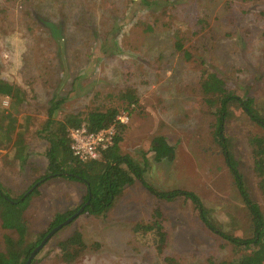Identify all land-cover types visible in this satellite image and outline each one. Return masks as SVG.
Masks as SVG:
<instances>
[{
    "label": "rangeland",
    "instance_id": "1",
    "mask_svg": "<svg viewBox=\"0 0 264 264\" xmlns=\"http://www.w3.org/2000/svg\"><path fill=\"white\" fill-rule=\"evenodd\" d=\"M176 32L188 59L174 47ZM214 72L237 94L253 96L264 116V0H170L155 10H141L138 0H0V76L26 91L16 116L28 126L24 163L0 144L1 187L17 198L45 173L47 142L37 132L53 99L61 100L57 119L116 108L129 113L120 152L145 166L151 186L195 192L215 226L249 235L250 216L212 135L215 108L201 92ZM127 90L136 102L121 98ZM228 106L238 112L234 102ZM10 107L0 96V110ZM247 130L229 124V147L264 212L255 170L261 161L251 156ZM157 135L174 148L171 160H155ZM85 192L82 182L60 175L40 181L14 229L4 228L0 217V236L32 244L56 213L80 205ZM155 209L166 232L163 254L154 249L151 232L132 229L150 223ZM76 230L87 248L72 262L61 261L57 243ZM242 253L204 225L190 200L158 199L135 180L109 210L82 211L61 227L33 264H166L165 255L179 264H223Z\"/></svg>",
    "mask_w": 264,
    "mask_h": 264
},
{
    "label": "trees",
    "instance_id": "2",
    "mask_svg": "<svg viewBox=\"0 0 264 264\" xmlns=\"http://www.w3.org/2000/svg\"><path fill=\"white\" fill-rule=\"evenodd\" d=\"M169 2L170 0H138L141 10L160 9ZM147 29H152V26H147ZM174 47L182 51L185 58H190V53L183 48L178 32L175 33ZM201 92L204 94L203 99L207 107L215 108L212 112L214 116L212 135L214 141L220 146L238 195L250 216L249 235H233L215 226L208 217V210L195 192L183 189L158 191L151 186L144 178L145 166L135 162L130 155L120 152L119 143L122 140L121 131L124 125L118 126L114 144L103 150L97 159L86 162L76 160L71 154L68 129L84 123L89 129L98 130L113 122L119 110L109 108L105 111H90L85 117L70 113L62 119H57L55 113L61 100L53 99L47 109V118L37 132L47 142L44 151L47 160L46 171L32 185L58 175L78 180L86 187L83 202L73 210L56 213L49 223L48 230L42 233L32 244H24V238L20 236L14 238L8 233L0 236V264H25L31 250L43 236L52 227L75 212L84 202L89 200L83 211L96 215L102 214L103 211L111 208L122 193L124 186L132 184L135 180L141 182L158 199L170 201L183 197L190 200L198 211L200 220L211 232L225 239L234 249L243 250L240 256L230 261H224L223 264H264V212L248 191L238 162L229 147V139H234L229 136L227 131V126L232 123L244 125L248 129L247 138L251 156L253 159L261 161L260 165L255 166V170L260 177L261 186L264 188V116L260 115L253 107L255 103L253 96L239 95L234 90L229 89L222 76L215 72L201 84ZM0 96L8 97L10 106L14 107L13 110L11 107L0 110V144L13 150V157L24 163L28 156L26 140L28 126L20 123L16 114L26 100V91L18 84L10 83L0 76ZM121 98L127 99L129 102H136L137 100L130 90L122 93ZM230 102L235 103L237 113L228 106ZM151 150L154 152L156 161L164 158L171 160L174 155V148L168 144L162 135L153 137ZM144 162L146 164V158H144ZM122 164L126 167L121 166ZM37 187L38 185L29 193L26 191L19 197L13 198L0 185V217L4 228L14 229L18 223L17 218L24 211L28 198L36 192ZM132 229L135 232H151L154 249L158 254H163L166 245V232L158 209L154 210L153 220L150 223H136ZM86 248L87 244L84 242L81 232L76 230L58 241L57 255L61 261L72 262ZM34 257L30 264L34 263ZM163 261L166 264H179L175 257L168 255L163 256Z\"/></svg>",
    "mask_w": 264,
    "mask_h": 264
},
{
    "label": "built area",
    "instance_id": "3",
    "mask_svg": "<svg viewBox=\"0 0 264 264\" xmlns=\"http://www.w3.org/2000/svg\"><path fill=\"white\" fill-rule=\"evenodd\" d=\"M129 121L128 111H119L109 125L98 130H91L82 123L68 129L72 156L79 162L97 159L103 150L114 144L118 126Z\"/></svg>",
    "mask_w": 264,
    "mask_h": 264
},
{
    "label": "water",
    "instance_id": "4",
    "mask_svg": "<svg viewBox=\"0 0 264 264\" xmlns=\"http://www.w3.org/2000/svg\"><path fill=\"white\" fill-rule=\"evenodd\" d=\"M39 182H36L31 186V188L27 191L29 193L34 187L38 185ZM89 203V200H87L85 203H83L75 212H73L70 216H68L65 220L57 224L56 226L52 227L40 240V242L31 250L30 254L27 257V260L25 264H30L32 258L39 252V250L45 245V243L49 240V238L57 232L61 227L64 225L70 223L79 213H81L85 206Z\"/></svg>",
    "mask_w": 264,
    "mask_h": 264
},
{
    "label": "flooded vegetation",
    "instance_id": "5",
    "mask_svg": "<svg viewBox=\"0 0 264 264\" xmlns=\"http://www.w3.org/2000/svg\"><path fill=\"white\" fill-rule=\"evenodd\" d=\"M31 186H32V185H31ZM31 186H30V187H31ZM84 203H85V202H84Z\"/></svg>",
    "mask_w": 264,
    "mask_h": 264
}]
</instances>
